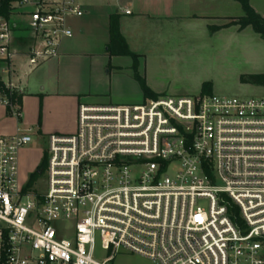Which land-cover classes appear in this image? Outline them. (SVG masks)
I'll use <instances>...</instances> for the list:
<instances>
[{
  "label": "built area",
  "instance_id": "built-area-1",
  "mask_svg": "<svg viewBox=\"0 0 264 264\" xmlns=\"http://www.w3.org/2000/svg\"><path fill=\"white\" fill-rule=\"evenodd\" d=\"M4 0H0V9ZM130 14L129 11H125ZM83 0H11L0 58L25 30L36 69L73 37ZM0 105L22 119L5 84ZM33 130L0 135V264H264V97L163 96L79 106L75 134L47 137L44 189L20 153Z\"/></svg>",
  "mask_w": 264,
  "mask_h": 264
},
{
  "label": "crops",
  "instance_id": "crops-1",
  "mask_svg": "<svg viewBox=\"0 0 264 264\" xmlns=\"http://www.w3.org/2000/svg\"><path fill=\"white\" fill-rule=\"evenodd\" d=\"M250 4L264 17V0H250ZM83 8L82 17L70 20L73 37L63 42L57 59L36 69L29 66L27 54L33 41L19 17L16 19L20 30L14 32L11 43L18 55L12 60L11 68L0 58V80L4 84L12 82L23 95L21 120L13 118L0 105V135L13 136L33 130L32 144L20 153L22 180L29 173L38 174L49 135L76 133L79 106L85 104L82 101H102L108 95L114 74L129 69L140 86L134 77L133 60L127 65L113 66V59L130 57L108 53L112 17H117L120 35L129 51L138 57L140 76L155 95L189 93L167 88V80L173 83L181 77V66L188 63L183 57L219 59L247 50L249 60L252 49H261L264 44L250 27L245 30L227 27L243 17L241 5L232 0H83ZM212 28L218 30L212 33ZM226 62L227 58H222L220 67ZM192 80L197 84L191 91L193 96L200 95L205 83L213 85L212 94L219 90L215 80L211 82L205 77ZM141 94L145 102L142 89Z\"/></svg>",
  "mask_w": 264,
  "mask_h": 264
},
{
  "label": "rangeland",
  "instance_id": "rangeland-1",
  "mask_svg": "<svg viewBox=\"0 0 264 264\" xmlns=\"http://www.w3.org/2000/svg\"><path fill=\"white\" fill-rule=\"evenodd\" d=\"M262 48L252 49L253 53L250 55L249 60L247 59V50L242 53L234 52L229 56L221 57L219 59H213L205 57L200 60L198 57H183L182 60H187L180 69V78L177 81L171 82L167 80V88L170 91L181 90L185 92H191L195 90L197 84H195L192 78L201 77L208 78L211 82L215 80L219 90L216 95L225 97H242V98H261L264 97V87L243 84L241 82L242 77L253 75L254 73L264 74V44ZM236 56L231 57L233 54ZM222 58H227V62L223 67H220ZM239 58V59H238ZM130 58H116L113 59V66L127 65L131 63ZM167 62V61H166ZM168 65V62H167ZM169 68V66H165ZM186 67V68H183ZM162 68L163 65H162ZM188 68V69H187ZM169 70V69H168ZM164 71V70H162ZM140 74V73H139ZM143 74V73H142ZM117 75V76H114ZM112 76V82L108 89V95L104 96L102 101L91 102L82 101L90 105H137L143 103V95L141 94L140 86L133 80V72L131 70H125L123 73H116ZM168 76V75H167ZM209 81V82H210ZM213 87V85H212ZM169 91V92H170ZM187 95H173L174 97L193 96V92ZM213 93V92H212ZM215 94V92H214ZM202 95V91L200 93ZM163 96V95H158ZM141 98V99H140ZM140 99L139 101H137ZM153 100V99H148ZM146 100V101H148ZM44 157H46L44 155ZM33 174V173H32ZM31 173L23 177V181L30 182ZM37 180L33 185L37 190L44 189L45 187V174L37 176ZM113 264H150L149 261L130 254L121 253L116 257Z\"/></svg>",
  "mask_w": 264,
  "mask_h": 264
},
{
  "label": "trees",
  "instance_id": "trees-1",
  "mask_svg": "<svg viewBox=\"0 0 264 264\" xmlns=\"http://www.w3.org/2000/svg\"><path fill=\"white\" fill-rule=\"evenodd\" d=\"M238 2L243 10V17L233 21L229 26H238L240 30H245L246 28H252V30L260 36L264 41V17L259 15L251 6L250 0H232ZM11 0H4L0 9V15L8 18L9 17V3ZM117 17H112L110 20V42L108 44V53L110 56H124L130 57L133 60V71L136 81L140 84V87L144 93L146 100L148 99H157L160 96L155 95L147 86L144 79L140 76L138 67L139 59L136 55L132 54L124 39L120 35L119 24ZM218 28H212V33L217 31ZM241 82L243 84L262 86L264 87V75H250L247 77H242ZM0 93L3 95H9V92L5 88V84L0 80ZM202 95H212V84L205 83L202 87ZM23 95L15 92L12 95V99L21 106ZM46 157L43 158L39 171H44L46 167ZM38 174L34 173L30 176V182H28V189H32L36 182Z\"/></svg>",
  "mask_w": 264,
  "mask_h": 264
},
{
  "label": "water",
  "instance_id": "water-1",
  "mask_svg": "<svg viewBox=\"0 0 264 264\" xmlns=\"http://www.w3.org/2000/svg\"><path fill=\"white\" fill-rule=\"evenodd\" d=\"M40 174H42V172L41 171H38V175H40Z\"/></svg>",
  "mask_w": 264,
  "mask_h": 264
}]
</instances>
